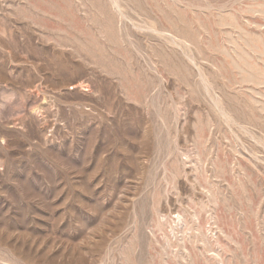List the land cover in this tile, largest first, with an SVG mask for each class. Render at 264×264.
Masks as SVG:
<instances>
[{
  "label": "rangeland",
  "instance_id": "rangeland-1",
  "mask_svg": "<svg viewBox=\"0 0 264 264\" xmlns=\"http://www.w3.org/2000/svg\"><path fill=\"white\" fill-rule=\"evenodd\" d=\"M0 264H264V0H0Z\"/></svg>",
  "mask_w": 264,
  "mask_h": 264
}]
</instances>
